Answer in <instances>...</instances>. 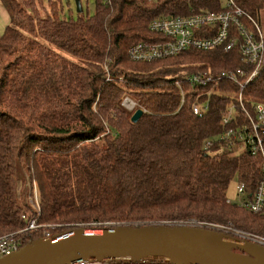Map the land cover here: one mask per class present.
<instances>
[{
	"label": "trees",
	"instance_id": "1",
	"mask_svg": "<svg viewBox=\"0 0 264 264\" xmlns=\"http://www.w3.org/2000/svg\"><path fill=\"white\" fill-rule=\"evenodd\" d=\"M1 1L11 23L0 35V236L24 230L26 215L51 235L92 224L195 220L231 222L264 237V214L227 203L233 182L253 191L261 158L205 147L223 133L240 87L220 83L204 117L193 114V96L178 110L176 80L235 70L238 51L187 50L152 62L129 54L140 42L165 41L151 32V21L189 14L188 0H97L94 16L82 11L77 21L61 17L60 0L46 7L40 0L38 9L35 0L26 9L19 0ZM234 2L264 36V0ZM192 6L220 11L222 0ZM243 95L264 104V77ZM126 97L144 112L137 123L123 106ZM34 184L40 213L29 201ZM43 236L26 233L23 246Z\"/></svg>",
	"mask_w": 264,
	"mask_h": 264
},
{
	"label": "built area",
	"instance_id": "2",
	"mask_svg": "<svg viewBox=\"0 0 264 264\" xmlns=\"http://www.w3.org/2000/svg\"><path fill=\"white\" fill-rule=\"evenodd\" d=\"M102 1L105 4L111 3V0ZM151 1L156 3L159 0ZM194 1L200 0H188L190 3L189 14L157 18L151 21V32L162 35L165 37V41L140 42L131 47L129 54L134 61L152 62L180 55L187 50L238 51L240 66L235 70L216 74L210 70L198 71L183 76L181 80H176L175 86L178 95H180L178 110H182L189 97L193 96L195 99L191 107L193 114L197 117H204L210 111L211 98L219 93L217 89L220 83L227 81L240 87L239 95L231 96L232 102L224 113L223 133L216 137L214 142H206L205 147L211 148L217 144L223 149L232 150L237 154L248 153L261 158V176L253 191L249 192L245 183L237 182L236 192L239 201L232 203L227 200V203L235 204L253 214H264V104L252 103L243 95L246 86L254 80L264 77L263 32L254 18L238 7L234 0H222V10L220 11L210 10L207 7L195 8L192 6ZM123 106L133 114L138 110V105L132 103L128 97L124 99ZM242 147L243 150L240 151ZM34 189L33 197L37 199L34 208L40 213L39 195L35 184ZM22 218L27 222V227L24 230L0 236V259L12 255L24 247L23 235L26 233H38L43 230V238L54 236L50 234L46 226L37 223L29 216L23 215ZM229 224L214 225L195 220L178 223L179 226L200 227L230 234L233 237L264 246V240L250 238V236H261L244 232L235 226H228ZM110 226H112L111 223L91 225L92 228L100 229H107L105 227ZM80 228L88 229L86 226H80ZM75 264L119 263L81 261Z\"/></svg>",
	"mask_w": 264,
	"mask_h": 264
},
{
	"label": "water",
	"instance_id": "3",
	"mask_svg": "<svg viewBox=\"0 0 264 264\" xmlns=\"http://www.w3.org/2000/svg\"><path fill=\"white\" fill-rule=\"evenodd\" d=\"M77 12L83 7L75 0ZM138 109L131 117L137 123ZM240 252V253H238ZM264 264V246L218 231L179 225L75 230L41 238L0 259V264Z\"/></svg>",
	"mask_w": 264,
	"mask_h": 264
},
{
	"label": "rangeland",
	"instance_id": "4",
	"mask_svg": "<svg viewBox=\"0 0 264 264\" xmlns=\"http://www.w3.org/2000/svg\"><path fill=\"white\" fill-rule=\"evenodd\" d=\"M30 1H32V0H19V2L22 4V6L25 7V9L28 6V4H30ZM39 1L40 0H38V1L35 0L36 3L35 2L34 3L36 5L32 6L34 9H38L39 5L41 4V2H39ZM42 1H43V7H46V5H48L49 0H42ZM60 1H61V4H62L61 17L65 18V19H68V20L71 19V20L77 21L78 18H79V14L80 13L77 12L75 0H60ZM81 4H82V7H83V13H82L83 15L82 16L85 17L87 15V13L90 16H94V14L96 13L97 0H81ZM128 99L132 103H134L136 106L138 105V102L135 101L132 97L131 98L128 97ZM241 150H243V147L240 149V151ZM34 191H35V189H34ZM227 197H228V200L231 201L232 203H235V202L239 201L238 196H237V192H236V182H233L231 184V186H230V188L228 190ZM29 201L32 204V206L34 207L36 205L37 199L32 197V198L29 199ZM38 201H40L39 197H38ZM229 223H231V222H228L227 224H229ZM144 224H148V223H132V224H128L127 226H132V227L140 226V227H142V225H144ZM160 224H164V223H157V224H153V225H160ZM150 225H152V224H150ZM168 225L173 226V225H178V223H171V224H168ZM147 226H149V225H147ZM228 226L233 227L235 225L233 223H231ZM244 232H247V231H244ZM247 233H250V232H247ZM250 234H254V233H250ZM254 235H256V234H254ZM250 238H253V239H257L258 238V239L264 240V238L257 237V236L256 237L250 236ZM143 264H167V263L161 262V261H157V262L143 263Z\"/></svg>",
	"mask_w": 264,
	"mask_h": 264
},
{
	"label": "crops",
	"instance_id": "5",
	"mask_svg": "<svg viewBox=\"0 0 264 264\" xmlns=\"http://www.w3.org/2000/svg\"><path fill=\"white\" fill-rule=\"evenodd\" d=\"M10 23H11L10 15L6 10V8L4 7L2 1L0 0V35H2L5 32L6 28L10 25Z\"/></svg>",
	"mask_w": 264,
	"mask_h": 264
},
{
	"label": "flooded vegetation",
	"instance_id": "6",
	"mask_svg": "<svg viewBox=\"0 0 264 264\" xmlns=\"http://www.w3.org/2000/svg\"><path fill=\"white\" fill-rule=\"evenodd\" d=\"M238 253H240V252H238Z\"/></svg>",
	"mask_w": 264,
	"mask_h": 264
}]
</instances>
